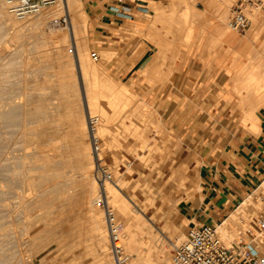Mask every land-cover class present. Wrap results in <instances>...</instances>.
<instances>
[{
    "label": "rangeland",
    "instance_id": "374dc122",
    "mask_svg": "<svg viewBox=\"0 0 264 264\" xmlns=\"http://www.w3.org/2000/svg\"><path fill=\"white\" fill-rule=\"evenodd\" d=\"M86 1L79 0L75 12L67 10L71 25L60 30L51 25L58 6L17 20L0 0V264H115L111 249L107 253L102 249L106 242L92 218L93 211L101 218L104 214L92 204L100 189L89 111L98 119L93 130L102 166L111 177L112 195L136 230L152 235L144 245L135 238L133 253L123 242L130 264L138 258L165 263L166 254L171 259L173 244L183 241L189 229L208 222L216 225L213 214L201 204L204 153L207 147L220 149L226 142L220 133L229 125L211 123L209 117L201 123H176L181 121L175 115L176 103L192 101L181 90L189 76H179L178 69L192 59L211 64L225 45L232 52L239 37L247 41L241 51L249 48L250 54L248 65L240 70L244 74L234 79L230 114L241 116L242 123L234 130L253 135L259 130L256 112L264 106L257 95L264 87V0L261 9L248 8L251 27L245 33L227 29L237 2L230 0L223 25L229 30L226 41L217 35L213 21L216 0H132L148 13L117 28L95 24ZM94 1L106 7L104 1ZM191 6L199 17H186ZM157 7L176 16L155 25L152 16ZM253 12L256 20L250 16ZM73 22L81 28L78 45L84 71L92 72L86 79L73 62L76 52H68L74 43L69 35ZM101 30L108 31L107 36L97 37ZM52 38L63 41L59 48ZM92 51L98 52V62L91 59ZM207 83L198 84L203 87L200 96L211 94ZM114 94L124 103L111 100ZM213 101L217 106L223 103ZM259 185L216 220L224 223L226 240H230L227 233L236 235V240L255 230L264 211V183Z\"/></svg>",
    "mask_w": 264,
    "mask_h": 264
},
{
    "label": "crops",
    "instance_id": "0c3cea01",
    "mask_svg": "<svg viewBox=\"0 0 264 264\" xmlns=\"http://www.w3.org/2000/svg\"><path fill=\"white\" fill-rule=\"evenodd\" d=\"M86 2H90L87 7L95 24L102 22L117 28L123 23L135 22L136 18L133 21L114 18L106 7L100 8L94 0ZM137 15L140 14L135 10V16ZM107 32L98 31L96 36L99 37L104 33L106 35ZM246 43L245 37H239L232 52H227L225 45L224 50L217 53L211 64L193 62L192 59L190 65L184 67L181 65L178 69L179 76H189L187 86L181 90L188 93L192 101L176 103L175 115L181 118V121L176 119V123H201L203 118L209 117L211 123L229 125L227 131L220 133V138L226 140L220 149L217 151L216 147L212 149L207 147L204 153L206 165L203 169L201 204L206 207L208 213L213 214L214 223H218L217 219L218 221L223 219L248 193L260 183H264V106L256 112L259 119V130L256 135L245 133L240 128L234 130V125L242 123V120L239 114H230V108L234 106L231 98L234 92V79L241 75L243 71L240 70L248 65L250 49L241 51ZM132 72L125 71L126 75ZM195 76H200L197 82ZM202 77L205 79L203 80ZM207 81L209 83L206 85V91L211 94L207 97L200 96L203 87L198 84ZM228 96L230 98H227ZM212 99H220L223 103L217 106ZM200 100L204 101L200 102ZM189 117L190 120L187 119Z\"/></svg>",
    "mask_w": 264,
    "mask_h": 264
},
{
    "label": "built area",
    "instance_id": "2783aa9c",
    "mask_svg": "<svg viewBox=\"0 0 264 264\" xmlns=\"http://www.w3.org/2000/svg\"><path fill=\"white\" fill-rule=\"evenodd\" d=\"M61 0H3L6 11L17 20H25L35 16L49 8L55 7ZM106 8L114 18L124 21L135 19V10L140 15H146L148 9L132 6V0H102ZM261 0H237L231 8L229 28L233 32L245 33L251 23L248 17L247 7H258L261 9ZM135 9H134V8ZM55 28L71 25V18L65 13L60 19L51 23ZM76 52L73 44L69 53ZM94 62L100 60L97 51L90 54ZM98 180L107 177L106 173L98 170ZM110 180V179H109ZM105 214L107 231L109 234L112 254L116 264H130V259L125 255L121 245L120 226L117 224L107 197L103 194L97 202ZM173 264H264V211L260 213L255 225V230L249 237H241L232 245H227L221 238L218 227L213 224H205L189 229L185 239L172 246Z\"/></svg>",
    "mask_w": 264,
    "mask_h": 264
},
{
    "label": "bare ground",
    "instance_id": "6f19581e",
    "mask_svg": "<svg viewBox=\"0 0 264 264\" xmlns=\"http://www.w3.org/2000/svg\"><path fill=\"white\" fill-rule=\"evenodd\" d=\"M79 0H62V3L60 2L58 5H56V7L58 6V11H57V13H55V14H53L52 15V18H53V20H57V19H60L61 17V14L62 15H64L65 13H68L67 12V10L68 11H70V12H75V10H76V7H77V2H78ZM186 2H192L193 0H185ZM230 0H216L215 1V6L217 7H215L217 10H216V15H215V19H214V16H213V21H215V23H216V25H218V28H217V30H216V32H217V35L219 36V38L220 39H222V40H227L228 39V37H229V30H227V29H230V28H223V25H226V23L225 22H227V20H226V10H227V6H228V4H230ZM214 4V3H213ZM214 6V5H213ZM249 7H252V6H248L247 7V11H248V8ZM255 8H257V9H259L258 7H255ZM161 8L160 7H157V13H154L153 14V16L152 17H154V24L156 25V24H158V23H161L162 24V22H166V19H171L170 17H172L173 18V16L175 15V13H174V11H173V13H172V15H170V14H165L162 10H160ZM250 9V8H249ZM215 10V9H214ZM69 12V13H70ZM78 12V11H77ZM249 12V11H248ZM64 13V14H63ZM68 13V14H69ZM251 13V12H250ZM254 13V12H253ZM77 14V13H76ZM75 14V15H76ZM38 15H40V14H38ZM50 15V14H49ZM168 15V16H167ZM170 15V16H169ZM254 15H256V13H254V14H252V15H250L251 17H252V19H253V17H254ZM151 16V15H150ZM176 16V15H175ZM199 17V12H197V10L195 9V6H191L189 9H188V12L186 13V17L188 18V19H193V18H196V17ZM168 17V18H167ZM248 17H249V13H248ZM48 19V17L47 16H44V18H43V22H45V24L47 23V20ZM175 19V18H174ZM76 20V19H75ZM173 20V19H172ZM250 20V19H249ZM253 20H256V16H255V18L253 19ZM230 21V20H229ZM168 23V22H167ZM250 23H251V21H250ZM169 24V23H168ZM228 25H229V23H228ZM37 26H40V28H39V30H41V26L42 25H40V24H37ZM72 28L69 30V35H70V37H71V39L72 40H74V45L76 46V48H77V51H76V55H77V60H74L73 62H74V64H77L78 66H79V69H80V71H81V75L84 77V79H86L88 76H89V74H88V72H90V73H92L91 71H84V63H83V55L81 54V52H82V50L79 48V45H78V41L80 40L79 39V28L80 27H78L76 24H74V22L72 23V26H71ZM85 28H86V26H85ZM67 29V28H66ZM81 29V28H80ZM60 30H62V28L60 29ZM159 30V29H158ZM157 30V31H158ZM64 31H65V29H64ZM160 31V30H159ZM41 32V31H40ZM39 32V33H40ZM43 32V31H42ZM41 32V33H42ZM154 32V31H153ZM233 32V31H232ZM44 33V32H43ZM42 33V34H43ZM235 33H238V32H235ZM188 35H192V29L189 31V33H188ZM156 36V35H155ZM160 36V35H159ZM155 38V37H154ZM150 39H153V37L152 38H150ZM154 40V39H153ZM52 42H53V44H54V46H55V48H59V45H60V43H63V41H59L58 39H55V38H52ZM159 42V41H158ZM158 44V43H157ZM161 45V44H160ZM159 44L158 45H156V46H160ZM161 49H163L162 47H161ZM160 49V50H161ZM68 52H69V49H68ZM74 54V53H73ZM155 57V56H154ZM154 60L152 61V62H156V59L155 58H153ZM164 59V58H163ZM150 65H152L153 64V66H154V63H150V62H148ZM148 65V64H147ZM146 65V66H147ZM149 66V65H148ZM147 68V67H146ZM83 70V71H82ZM83 72V73H82ZM94 78V77H93ZM83 79V78H82ZM103 86H104V84H103ZM109 88H110V86H109ZM130 95H131V93H129ZM259 94V97L261 98L260 100V102L262 103V104H259L260 106L261 105H263L264 104V87L262 88V89H260L258 92H257V95ZM110 95H112V94H110ZM110 95H109V97H110ZM115 95V94H114ZM117 95V94H116ZM114 96L113 98L112 97H110V98H112L111 100H113L114 98L116 99V100H120V101H122V99L119 97V96ZM119 97V98H118ZM109 98V99H110ZM119 100L117 101V104L118 103H122V102H119ZM114 101V100H113ZM12 103V102H11ZM123 103H124V101H123ZM122 103V104H123ZM15 107V106H14ZM13 107V108H14ZM1 109V108H0ZM155 111V110H154ZM3 113V112H2ZM89 116H90V124H91V128H92V133H93V142H92V147H93V153H94V159H95V164H96V176H97V183L99 184V189H100V196H98L97 198H95L94 199V201H92L93 203V206L94 205H96L97 204V202H98V200L100 199V197L103 195V194H105L106 195V197H107V200H108V203H109V206H110V208L112 209V212H113V215L115 216V219H116V222H117V224L120 226V229H121V233H120V238H121V245H122V248H123V250H125V247H123L124 245H123V242L126 244V247H127V249H128V253H133V252H135V250H136V247H134V242H136L134 239L135 238H137L138 239V241H140V243L141 244H148L150 241H152V235L150 234V233H147V232H144L143 230H136L137 228H138V226H136V224L135 223H133L131 220V217L126 213V211L122 208V207H120L119 206V202H118V199H117V197H115V196H113L112 195V191L110 190V188H109V185H108V183H110V180H111V177H110V175L107 173V171L104 169V167L102 166V162H101V159H100V150H101V147H100V142L96 139V137H95V135H94V130H93V128H94V124L96 123V121L98 120L96 117L95 118H92L91 117V113H90V111H89ZM3 115V114H2ZM7 115V114H6ZM149 115V114H148ZM30 116V115H29ZM3 117V116H2ZM7 117V116H6ZM11 117V116H10ZM1 118V117H0ZM12 118H14V116L12 117ZM11 118V119H12ZM15 118H17V117H15ZM1 120H2V118H1ZM5 120V119H4ZM7 121V120H6ZM5 121V122H6ZM11 121V120H10ZM10 121L8 122V123H10ZM2 122V121H1ZM13 123V122H12ZM16 145V144H15ZM16 147V146H15ZM13 148V147H12ZM2 156V158H4L3 157V155H1ZM7 156L8 157H11L10 155H8L7 154ZM13 157V156H12ZM1 158V157H0ZM1 160V159H0ZM3 160V159H2ZM2 162V161H1ZM7 162H8V160H7ZM11 162V161H10ZM21 162V161H20ZM17 164V163H16ZM2 165V164H1ZM4 168V167H3ZM7 167L5 166V169H6ZM21 168V167H20ZM8 170V169H7ZM17 170V169H16ZM98 170H100L102 173L104 172V173H106V176L107 177H105V178H102V183H100L99 182V180H98V175H97V173H98ZM4 171V170H3ZM6 171V170H5ZM17 172V171H16ZM12 174V173H11ZM2 175V174H1ZM10 175V174H9ZM4 176V175H3ZM2 176V177H3ZM7 176V175H6ZM12 176V175H11ZM10 176V177H11ZM13 176H15V173H14V175ZM26 176V175H25ZM28 176V175H27ZM27 176L25 177V178H27ZM9 177V176H8ZM20 177H21V175H20ZM20 177H18V178H20ZM24 177V176H23ZM7 178V177H6ZM15 178V180H16V177H14ZM24 178V179H25ZM11 179V178H10ZM12 179H13V177H12ZM11 179V180H12ZM23 179V178H22ZM23 179V180H24ZM110 179V180H109ZM29 180H30V178H29ZM32 180V179H31ZM10 181V180H9ZM14 180H12V182H13ZM16 182H19V181H16ZM29 182V181H28ZM31 182V181H30ZM20 183V182H19ZM14 184H16V183H14ZM2 185H5V182L4 183H2ZM19 185V184H18ZM25 185V184H24ZM30 185H31V183H30ZM5 186H7V185H5ZM10 186V185H9ZM14 186V185H13ZM2 187H4V186H2ZM16 187H18V186H16ZM33 187V186H32ZM9 188V187H8ZM35 188V187H34ZM15 189V188H14ZM13 189V190H14ZM19 189V188H18ZM10 190V189H9ZM22 192H23V190L22 189H20ZM31 192H32V190L31 189H29ZM4 191V190H3ZM8 191V190H7ZM201 191V190H200ZM11 192V191H10ZM16 192V191H15ZM26 192V191H25ZM25 192H23V193H25ZM29 193V192H28ZM20 195V194H19ZM13 196H15V195H13ZM26 199V198H25ZM24 199V200H25ZM15 200V199H14ZM20 200V199H19ZM10 202H12V201H10ZM16 202H17V200H16ZM21 202H23V201H21ZM24 204V203H23ZM22 205V204H21ZM27 205H28V203H27ZM26 206V205H25ZM10 207V206H9ZM21 207V206H20ZM25 208V207H24ZM26 209V208H25ZM97 209V208H96ZM94 210V209H93ZM103 214H104V211H103ZM102 215V214H101ZM103 217V216H102ZM92 218H93V222L95 223V225H96V227H97V229H98V231L97 232H99L101 235H102V237H103V239L105 240V242H106V245H104V243H103V248L102 249H105L104 250V252L105 253H107V251H109V249H111V245H110V240H108L109 242V245H108V243H107V239H106V236L108 237V239H109V234H108V231H106L107 230V226H106V230H105V227H104V220L103 219H105V214H104V218H101V216H100V213H96L95 211H93V215H92ZM91 218V219H92ZM105 224H106V220H105ZM224 223H216V226L218 227V232H219V234H220V236H221V238H222V240L224 241V242H226V244L227 245H232L234 242H235V237H236V235H232L231 233H227V235H228V239H230V240H226L224 237H223V225ZM95 227V228H96ZM97 229H95V230H97ZM222 231V232H221ZM99 233H98V236L99 237H101V235H99ZM107 233V234H106ZM186 236V235H185ZM101 237V238H102ZM97 239H98V237H97ZM102 239V240H103ZM101 240V239H100ZM101 242V241H100ZM103 242V241H102ZM101 245H102V243H101ZM102 247V246H101ZM111 251H112V249H111ZM109 253V252H108ZM124 253H125V255H127L126 254V251H124ZM167 253H168V250H167ZM107 255L108 254H106V256L105 257H107ZM138 256V255H137ZM130 257V256H129ZM114 258V257H113ZM114 262H115V264H116V261L114 260ZM104 264V263H103ZM108 264V263H107ZM132 264H151V261L148 259V258H138L136 261H134ZM162 264H173V262H172V256H171V259H170V255L169 254H166V256H165V263H162Z\"/></svg>",
    "mask_w": 264,
    "mask_h": 264
}]
</instances>
